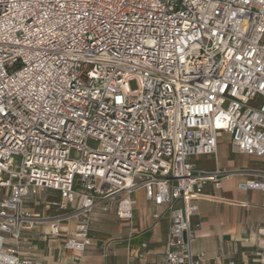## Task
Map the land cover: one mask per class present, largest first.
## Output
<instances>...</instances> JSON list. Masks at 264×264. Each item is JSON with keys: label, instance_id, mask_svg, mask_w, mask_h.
Listing matches in <instances>:
<instances>
[{"label": "built area", "instance_id": "built-area-1", "mask_svg": "<svg viewBox=\"0 0 264 264\" xmlns=\"http://www.w3.org/2000/svg\"><path fill=\"white\" fill-rule=\"evenodd\" d=\"M225 132L264 160V0H0V264H40L7 235L60 230L29 197L59 193L76 223L63 247L79 254L95 208L130 221L139 188L170 210L166 263L203 264L192 218L215 198L203 187L244 171L191 158L216 155ZM246 174L240 189L264 191V168Z\"/></svg>", "mask_w": 264, "mask_h": 264}, {"label": "crops", "instance_id": "crops-1", "mask_svg": "<svg viewBox=\"0 0 264 264\" xmlns=\"http://www.w3.org/2000/svg\"><path fill=\"white\" fill-rule=\"evenodd\" d=\"M191 162L205 170L244 171L223 178L219 188L211 181L205 183L203 190L215 198L199 200V212L192 218L193 251L204 253L203 264H264V191L243 190L237 185L248 177L246 171L263 169L264 160L234 151L231 135L225 132L218 139L216 155H196ZM7 194L8 189L0 187V200ZM133 196L136 203L130 221L95 208L94 243L78 254L63 247L75 221L65 216L66 209L52 204L60 201L58 192L42 191L26 200V208L33 214L58 217L59 232L52 234L49 220H44L24 228L20 241L7 235L5 244L40 264H167L170 210L148 199L143 188L136 189Z\"/></svg>", "mask_w": 264, "mask_h": 264}, {"label": "rangeland", "instance_id": "rangeland-1", "mask_svg": "<svg viewBox=\"0 0 264 264\" xmlns=\"http://www.w3.org/2000/svg\"><path fill=\"white\" fill-rule=\"evenodd\" d=\"M130 85H131L132 88H136L137 87V83H136L135 80H132L130 82ZM88 143H89V146H91L93 148L99 147V144H100L99 141L95 140V139H90L88 141ZM20 161H21V157L19 155L14 156V168L15 169L19 168Z\"/></svg>", "mask_w": 264, "mask_h": 264}]
</instances>
